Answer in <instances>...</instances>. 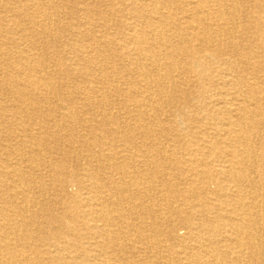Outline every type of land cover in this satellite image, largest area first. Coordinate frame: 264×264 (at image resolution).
I'll use <instances>...</instances> for the list:
<instances>
[{
  "label": "bare ground",
  "instance_id": "6f19581e",
  "mask_svg": "<svg viewBox=\"0 0 264 264\" xmlns=\"http://www.w3.org/2000/svg\"><path fill=\"white\" fill-rule=\"evenodd\" d=\"M70 1L0 0V264H264V0Z\"/></svg>",
  "mask_w": 264,
  "mask_h": 264
},
{
  "label": "rangeland",
  "instance_id": "374dc122",
  "mask_svg": "<svg viewBox=\"0 0 264 264\" xmlns=\"http://www.w3.org/2000/svg\"><path fill=\"white\" fill-rule=\"evenodd\" d=\"M72 3V0L70 1ZM122 15L119 14L118 16H114L115 18H120ZM112 25V24H111ZM60 76H63V75H60ZM210 187H212V185H210ZM260 194H259V191H258V194H259V198L261 199L263 196H264V188L260 190ZM261 196V197H260Z\"/></svg>",
  "mask_w": 264,
  "mask_h": 264
}]
</instances>
